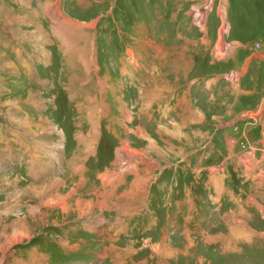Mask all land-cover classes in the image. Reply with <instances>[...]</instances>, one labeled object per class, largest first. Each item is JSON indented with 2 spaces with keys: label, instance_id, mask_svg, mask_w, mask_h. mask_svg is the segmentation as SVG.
Listing matches in <instances>:
<instances>
[{
  "label": "rangeland",
  "instance_id": "rangeland-1",
  "mask_svg": "<svg viewBox=\"0 0 264 264\" xmlns=\"http://www.w3.org/2000/svg\"><path fill=\"white\" fill-rule=\"evenodd\" d=\"M152 1L154 3V0H151V3ZM176 1L180 2L181 15L183 18L185 16V19L176 24L181 34L177 43L176 33L168 29V25L162 29L170 41L166 47L164 46L167 42L161 40L163 39L161 27L168 24L169 16H163L164 19L155 18L153 14L155 5L148 3L147 0H82L83 7L76 4L74 6L73 0H70L67 3L70 10L61 8V12L56 7L48 8L47 15H51L49 10H52V14L56 10L64 20L61 22L63 26L55 22L54 28L57 29L59 26L62 28L61 32H66L67 38L70 36L77 40L78 48L71 47L69 51L72 62L79 67L81 59L87 62L90 60L92 67L86 65L89 66V70L93 68L94 71L92 73L88 71L91 75L83 82L82 88L87 83L86 88L95 93L99 91L100 79H105L111 71L117 69L114 58L119 51L107 57L105 49L101 47L102 41L114 42L115 31L110 33L111 20L116 19L114 29L120 26L124 32L132 30V24L136 20L142 25L147 20L144 26L138 27L141 30L134 37L137 39L139 49L143 55L155 57L153 65L155 68L158 67L155 73L163 63L170 65L168 75L158 74L156 77L158 83H152V89L149 88L147 91L157 98L155 102L166 100L165 95L175 97L178 93L176 99L171 101L172 104L178 103L179 108L175 110L176 112L168 113V110L163 111L168 103H159L154 104L151 111L149 109L151 103L145 100L141 102L136 95V99L132 100V106L137 107L135 112L140 120L133 124L132 128L137 135L124 131L116 121L118 117L116 114L113 119L107 118L102 122L104 130L101 138L99 136L96 141L95 136L98 133L92 128L95 124L94 113L91 112L89 120L86 121L77 110L76 101L72 102L70 109L66 103L69 97H59L57 112L50 117L61 124L66 132L65 158L71 159L74 152L75 155L81 154L75 163L82 168L74 169L82 179L80 182H74L76 184L73 188L76 191H73L72 186L68 184L63 186L61 181H55L56 179L49 176L37 178L35 170L38 165H33L29 156H26V159L18 158L20 163L24 162L22 172L37 178L33 187L28 188L25 184L29 178L23 177V180H20L13 170L0 175V187L7 184L12 191L17 186L21 189L17 195L22 205L23 217L15 219L8 224L9 226L6 224L0 228V264L11 262L16 264L15 259L11 262L9 259L22 246L40 248L42 252L47 253L46 256L43 253L40 257L41 261L49 264H68L72 260L64 258H68L67 255H70L68 253L79 248V243L83 242L79 256L85 257L89 251L86 244L96 243L97 234L87 235L83 232L75 234L72 236V242L70 240L66 242L69 243L65 245L66 254L61 251V247L57 249L56 242L47 236L59 240V236H65L66 233L71 239L70 230L76 228L78 225L76 223H80L81 219L82 224L83 219L91 220L90 226L95 228L100 216H106L110 220L115 218L114 222H119L115 223L117 225H120L121 221L129 222L131 241L127 243L125 236L121 235L123 238L116 242V246L121 249L125 248L126 244L134 247L136 241L137 247L143 246L146 239L152 241L154 251L148 248L139 254L143 260L149 259L150 255L154 256L152 259H158L154 255L156 253L160 259L164 258L162 264L163 262L167 264V261L172 264H264V209L260 207H264V172L259 175H256L257 171L253 175L247 173L257 165L256 156L264 155V58L251 61L254 54L257 56L264 54V0ZM22 7V0H0V27L20 33L22 39L30 40L33 37V43L42 44L41 53H46L49 45L47 53L52 54L54 37L62 35L58 30H51L53 27L48 26L49 23H44L40 7L29 11L21 9ZM12 8L23 10L25 13L19 15ZM18 15L20 19L17 21L15 17ZM228 24L231 26V34L226 35L224 30ZM34 26L37 28L32 29ZM104 26L108 27V33L104 34L105 38L101 40L98 31L102 32L101 28ZM220 26L222 27L218 34L212 33V39H209L210 28L213 27L212 30L217 33V29L214 28ZM1 34L0 29V44ZM115 34L121 37L125 35L122 32ZM45 36L50 41L49 44ZM115 42L118 43L117 40ZM151 45L154 50H151ZM165 51L166 54H172L171 59L167 57L162 59ZM4 54L6 53L0 47V70L3 68V61L8 59L6 55V59L2 60L1 56ZM65 55V52H60L54 58L56 59L54 75L57 78H61L59 64L64 63ZM226 56L228 60L224 59ZM97 59L107 72L103 69L95 71V66L98 67ZM218 59L223 61L219 62ZM103 62H106V66ZM112 62L114 66L111 65ZM46 70V67L40 69L44 78L47 77L44 74ZM214 76H222V80H226L221 81V88L224 86L222 90L229 89L227 95L216 98L211 103H205L195 97L190 101L194 85L206 86ZM0 78H3L1 73ZM67 92L73 95L70 91ZM2 93L0 89V105L5 104L7 100H15L12 97H5L11 94ZM184 94L186 98L182 101ZM19 98L24 99L21 95ZM92 99H88L89 102L86 99L82 100L81 105L79 103L80 107L83 109L88 107L90 111L96 110V107H93L96 103H91ZM27 110L30 111V108L27 107ZM142 111L144 113L140 115ZM260 111H263V114H260ZM149 112L154 116L152 117L154 122L147 120ZM48 120L46 117L40 119L36 117L32 123L39 127ZM88 122L89 128H92L88 136L94 141L89 140L88 146L81 148L74 134L79 130L87 131ZM110 123L117 130V134L107 131ZM54 126L53 131L58 133L57 125ZM41 131L44 132V129ZM88 136L81 134L79 138L84 140ZM99 140L101 142L98 146ZM90 155L93 157L89 161L86 160L88 163L84 165L81 157L87 158ZM230 156L236 157L229 161ZM5 166L0 161V168ZM179 166L183 168L185 166L189 173L184 175L182 168H177ZM233 166L236 167L235 170ZM210 173L214 179L212 183L209 179ZM241 181L244 185L241 190L231 187V184L239 186ZM218 183L224 187L219 190L225 194L218 192L216 188ZM202 187L206 190L201 189ZM208 187L211 189V199L207 198L205 201L203 198L207 197ZM250 187H262V193H255L249 189ZM183 190L187 191L185 194L189 195L188 198L196 206H199L201 200L202 206L199 207L202 211L199 212V217L216 219L217 213L224 207L227 209V215H232L233 225L223 229L217 227L215 223L199 220L198 228L204 231L200 237L194 232L190 233V237L183 236L182 233H185L186 229L183 217L189 214L188 210L181 214L176 226H169L167 211L174 206L171 212H175L177 207L174 202L182 201L186 196ZM103 191L102 196H106L107 204H115L117 208L100 213L102 209L101 203L98 204L97 195ZM4 205L5 201L0 200V210ZM155 222L157 224H154ZM229 230H233L234 233H250L259 239L247 245L245 235L241 234L243 238L240 240L233 234L231 237L226 236L229 235L227 232ZM165 235L168 238H163ZM19 237L23 240L12 244ZM195 239L199 243H196L199 250L193 241ZM104 246L98 250L103 251ZM106 246L108 247V244ZM224 247H227V252L223 251ZM214 249L225 256H214ZM46 257H50V260H43ZM35 262L37 263V260ZM19 263L28 264V261L22 260ZM152 264H157V260Z\"/></svg>",
  "mask_w": 264,
  "mask_h": 264
},
{
  "label": "crops",
  "instance_id": "crops-1",
  "mask_svg": "<svg viewBox=\"0 0 264 264\" xmlns=\"http://www.w3.org/2000/svg\"><path fill=\"white\" fill-rule=\"evenodd\" d=\"M147 1L148 3H151V0H147ZM22 2L24 8L22 7L21 9L23 10L27 9L29 11L31 9H37L36 7H40L41 16L45 19L44 23L45 24L49 23L48 26L53 27L51 30L53 31L58 30L59 34H61L62 37L61 36L58 37V35L54 37V41L52 44L53 46V50H52L53 55H52L50 53H47V51L50 49L49 45H47L48 47L46 48L47 50L46 53H41L42 50L40 49V47H42V44L33 43L34 40L33 37L30 40L22 39L20 33L11 31L8 28L0 27L2 33L0 47L6 53L4 54V56L2 55L1 58L2 60H5L6 55L8 57L7 61H3L2 63L3 68L1 67L0 70V73L2 74L3 77L0 78V89L3 92L2 94L4 95L11 94L10 96H5L6 98L12 97L15 99L10 101L7 100L5 104L0 105V121H1L0 122V161L1 164L6 165L5 167L0 168V175L8 174L10 170H13V173H15L16 177H18L20 180H23V177H26V179L29 178V180L27 179V181H25V184H27L28 188H31V186L33 187L38 177H42L43 175H46L47 177L49 176L51 179H56L55 181L57 180L61 181L63 183V186L65 184L72 186V190L76 191V189L73 188L74 185L76 184L74 182L75 181L80 182L82 178L80 174H76L75 169L80 170L82 167L79 168L77 163H75V160L77 159L76 161H78L80 159L81 154L75 155L76 152H74V155L71 159L65 158L66 153L64 147L66 143L65 141L66 132L62 128L61 124L55 122V120L52 117H50L55 112H57L56 110L58 109L59 97L61 98L69 97V101L66 100V103L67 106L70 107V109L72 107V102L76 101L77 110L79 111V113L81 112L80 114L85 117L86 121L89 120V115L91 116V112L94 113L93 119L95 124L93 125L92 128L96 130L98 133V135L95 136L97 141L99 136L101 138V135L104 130L102 122L106 121L107 118L111 119L112 117L113 119V116L116 114H118L116 121H118V124L121 127H123L124 131H127V133L129 134L137 135V133L134 132L132 128L133 124H135L137 121L140 120L138 114L135 112V109L137 107L134 108V106H132L133 105L132 100L136 99L135 97L136 95H138L137 98L141 102L142 100H145L151 103L149 107L151 111L153 110L154 104L158 105L159 103H168V106H166L165 109H163V111L165 112V110H168V113H173L176 112L175 110H177L179 107H178V103L172 104L171 100L176 99L178 93L177 96L175 97L165 95L166 97L164 96V98H166V100L155 102L157 98L155 97L156 98L155 99L154 95L150 94L147 91V89L149 88L152 89L153 87L152 83L155 84L158 83L156 81V77L158 74L162 73V75H168L169 73L168 66H170L167 63L166 64L163 63L161 67L156 70L155 73V69L158 68V67L155 68V66L153 65L154 64L153 60L155 57H151L148 54L143 55L142 51L139 49L138 43L136 41L137 39L134 37L136 34H138L137 32L141 30L138 29V27L144 26L147 23V20L145 21L144 25L137 22L136 20L132 24L133 26L132 30L130 29L129 31L126 32L122 31L120 26H118L117 29H114L113 25L116 19L111 20L112 30H110V33L115 31V33L122 32L125 35L121 37L114 33L113 34L115 36L113 40L114 42L107 43L105 41L106 42L105 43L104 41H102L101 47L103 46V49H105V55L107 57L113 56L114 54H116L117 51H119L118 52L119 54L114 58L117 69L114 70V72L111 71V74H108L105 79H100L99 91L98 93H95L89 91L86 88L87 83L85 84V87L82 88L83 82L88 77H90L91 73L94 71L93 68L91 70L88 69L90 66V60L89 62H87V60L81 59L79 61V67L77 66V64L75 65L72 62V60L70 59L71 54L69 53V51L71 50V47L78 48L77 40H74L75 38L74 39L67 38L68 35L66 34L65 31L61 32L62 28H60L59 26L57 29L54 28L55 22L59 24V22L61 23L62 21L56 18L52 19L51 15H47L48 8L50 7H56L61 12L62 9L64 10V8L70 10V6H68L67 4L68 2H70V0H22ZM179 3L180 2H177L176 0L175 1L154 0V3L153 1L151 3L155 5V11H153L155 18L161 17L162 19H164L163 16H169L168 24H165L164 26L161 27L162 36H163L161 37L163 38L161 40L162 41L165 40L167 42V44H165L164 47H166L170 43L168 37L165 36V33L162 30L165 26L168 25V29H171L176 33V43L179 41L178 38L181 37V34L179 32L180 28L176 24H178L179 21L182 22L185 19V16L183 18V16L181 15ZM75 4L78 5L79 7H83L84 5L82 0H73V5L75 6ZM12 9L14 12L15 11L18 12L19 15L20 13H25V11L23 10H17L15 8ZM33 12L35 13V11ZM38 14H39V10H38ZM19 15L15 17L17 21L20 19ZM46 20H49L50 22H47ZM35 27L37 28V26H34L32 29H34ZM221 27L222 26H220L219 28H214L217 29V33L214 32L212 30L213 27H211L210 30L208 31L209 39L210 38L212 39V33L218 34L219 29H221ZM107 28H108L107 26H104L103 28H101L102 32L98 31L99 35L101 34V40H104L105 38L104 34L108 33ZM146 31H148V29H146ZM151 31L153 32L152 28ZM224 31L226 35L231 34L230 24H228V27H226ZM76 36L78 37L79 33ZM125 36H127L128 39ZM46 40H47V44H49L50 41H48L47 37ZM115 40H117L118 43H116ZM79 44L81 43L79 42ZM152 44H154L153 41ZM98 47H100L99 44ZM43 48L45 49V46ZM81 49H82V45H81ZM151 50H154V47L152 45H151ZM60 52H65L66 55L63 57V59L65 60L64 63L59 64V67L61 69L60 72L62 73L61 78H57L54 75V69L56 67V59L54 58ZM166 52L167 51L164 52L162 59H164L165 57L171 59L172 54H166ZM200 57L202 58V56ZM262 58H264V54L262 56L261 55L257 56V54H254L253 57L251 58V61H255L256 59H262ZM224 59L228 60V56H226ZM9 60L11 62H9ZM218 60L219 62H221V60L223 61V59L221 60L218 59ZM97 62H98V67L95 66L96 69L95 71L103 69L101 67V63L99 59H97ZM86 64H89V66H87ZM103 64L106 66V62H103ZM111 65L114 66V62H112ZM41 67L47 68V70L44 73L47 76L46 78H44L40 73L42 72L40 71ZM84 69L87 72V74H85ZM103 70L107 72L106 68ZM215 70L218 71L217 68H215ZM88 71H90L91 73L88 74L89 73ZM106 72L104 73L106 74ZM214 77L211 78L210 83L209 84L207 83L206 86L194 85L193 96L192 97L190 96V101L191 98L195 97L197 100L205 101V103H211L216 98L225 97L229 89L227 88L225 90H222L224 86L221 88V81H226V80H222V76L221 77L214 76ZM67 91H70L71 93H73V95L71 94L69 95ZM177 91H179V89ZM14 93H19V94H14ZM196 93H199V95H197ZM20 95L21 97H24V99L20 100L21 99L19 98ZM249 95L251 94L249 93ZM90 98H93L92 99L93 101L91 103L93 102L96 103V105L93 106L96 107V110L94 111H90L88 107H84V109L80 107L82 100L86 99L87 102H89L88 99ZM185 98H186V94H184V96L182 97V101H184ZM27 107L28 109L30 108V111L27 110ZM133 108L134 111L132 110ZM143 113L144 112L142 111L140 115H143ZM149 113L150 116L147 118V120L149 122H152L153 121L152 117L154 116H152L151 112ZM260 114H263V111H260ZM121 116H123L124 119H122ZM36 117L39 119L40 117H46L49 120L48 122H44L42 126L40 125L39 127H37L36 125H34V123H32V120L35 119ZM54 125H57L59 130L58 133L53 131L55 128ZM92 128H89V122H88L87 131L82 132L79 130L74 134L75 139H77L80 146H82L81 148H83V146L86 148V146H88L87 143L90 142L89 140H93L88 136L89 131ZM42 129H44V132L41 131ZM107 131L117 134V130L113 128L112 123L109 124ZM81 134H84V136H88V137L82 140L79 138ZM100 142L101 140H99L97 144L98 146ZM26 156L30 157L29 160L32 161L33 165L35 164L38 165V168L35 170V174L37 178L22 172L24 168V162L20 163L18 157L26 159ZM92 157H93L92 155L88 156L87 158L85 156H82L81 162L85 165ZM230 157L231 159L229 161L234 160L236 156H230ZM256 158L258 160L257 165L253 166L250 169L251 171H247L249 175H253L255 171H257L256 175H259L261 172H264V155L256 156ZM84 165L83 168L86 169ZM180 167L181 166L177 168ZM181 168H182V173L184 175H187V173H189L188 170L185 168V166L184 168L183 166ZM235 168L236 167H234L233 170H235ZM245 171H246V166H245ZM209 179H210V183H212V180H214L212 173H210ZM111 180H113V178ZM238 185L239 186H234L231 184V187H233L236 190H241L244 186L243 181H241V183H239ZM216 188L219 190V188L222 189L224 187L218 183L216 185ZM261 188L262 187H256V188L250 187L249 189L253 190L255 193L261 194L262 193ZM201 189L206 190L205 187H202ZM221 189L218 192H220L221 194H225L222 192ZM19 190L21 189L17 186V188L16 187L13 188L12 191V189L9 188V185L7 184L0 187V200L5 201L4 208L0 210V228L4 227L6 224L10 225L17 218L20 219L23 218L21 217L22 205H20L21 203H20L19 195H17L19 194ZM186 192H184L183 190L184 195H186L185 194ZM103 193L104 191L97 195L98 197L97 199L99 200L98 204L100 205L101 203L100 207L103 211V212L101 211L100 213L108 212L107 210H109L110 208L112 210L117 208L115 204L114 205L107 204L108 200L105 195L102 196ZM188 197L189 195H186L182 201L179 200L174 202L175 203L174 205L177 207L175 212L173 213L171 212L172 210H174V206L171 210L167 209L169 226H176L180 220L181 214L185 210H188L189 214L183 217V224L186 227L185 233H182L183 236L187 235V237H190V233L194 232L198 234L200 237V235L204 231L198 228L199 220L207 223L209 222L215 223L217 227H221L223 229L228 228L229 226L231 227L233 225L231 224L232 215H230L229 213H228L229 215H227L226 213L227 209L226 208L224 209V207H222L219 213H217L216 219L215 218L203 219L199 217V212L202 211V208L199 207L202 206L201 200L199 206H196L195 204H193L192 200H190ZM207 198L211 199L210 187L207 188V197L203 198V200L206 201ZM101 199L102 201L100 202ZM146 199L147 198H145V200ZM12 200H16V201H12ZM260 207L264 209V207L262 206ZM114 219L115 218H111L110 220V218H107L106 216H100L96 222V227L94 226L95 228L90 226L91 220L87 219L88 221L86 220L84 221L83 219V224H82V219H81L80 223H76V225L78 224L77 227L72 228L70 230L69 234L71 239L67 237L68 235L66 233L65 236H59V240L54 239L52 236H47V235L45 236L55 241L56 248L60 249L61 247V251L64 254H66L67 251L65 245L69 244L66 242H69V240L72 242L73 241L72 236L74 237L75 234H78L79 232H83L87 235H93V234L98 235L96 243L86 244L88 245L89 251L88 253H86L85 257L79 256L81 252L80 248H82L81 244H84L83 242L81 243L79 241L80 242L78 245L79 248L72 249V252L69 251L70 253H68L70 255H67L68 258L67 257L64 258V260L67 259L72 260L69 261L68 264H72V263L103 264V262H108L109 264H152L154 260H157V264H162L164 258L160 259V256L157 255L156 253L154 255H156V258L158 259H152L154 258V256L150 255L149 259L143 260L141 258L142 256H139V254L145 249L151 248V250H153L152 247L153 243L150 240L147 239L144 240V245L141 247H137V243H138L137 241L134 244V247L129 246L128 244H126V247L123 249L117 247L116 242L120 241L123 238V237L121 238V235L125 236V241L127 243L131 241L130 226H129L130 224L127 221L124 222L121 221V224L117 225L119 224V222L118 221L114 222ZM155 224H157V222ZM55 227L57 228V226ZM191 228H194V230ZM227 232L229 235L226 236L231 237L232 234L236 235L237 240L242 239L243 238L242 235H245L246 236L245 238L247 240L246 241L247 245L251 241H255L259 239V237L250 235V233H246V232L234 233L233 230H229ZM163 238H168V237L167 235H165ZM193 241H195V246H197L196 248L199 250V245L196 244L198 243L197 239ZM218 243L219 242H216V244ZM107 244L108 247L106 246ZM103 246H104L103 251L98 250V248ZM26 249L28 251H26ZM223 251L227 252V247H224ZM213 252H214L213 253L214 256L217 257L225 256L217 253L215 249ZM43 253L45 256L47 255V253L42 252L40 248H30L29 246L28 247L22 246L21 249L17 250V252H15V254L12 257H10L9 261L11 262L13 259H15L14 261L16 262V264H20L19 261L22 262V260L24 262L28 261V264H49L48 262L41 261L40 257L43 256ZM69 256L72 257L69 258ZM35 260H37V263L35 262ZM43 260L49 261L50 257L43 258ZM81 260H85V261H81ZM164 263L165 262H163V264ZM11 264L14 263L11 262ZM167 264H172V263L167 261Z\"/></svg>",
  "mask_w": 264,
  "mask_h": 264
},
{
  "label": "bare ground",
  "instance_id": "bare-ground-1",
  "mask_svg": "<svg viewBox=\"0 0 264 264\" xmlns=\"http://www.w3.org/2000/svg\"><path fill=\"white\" fill-rule=\"evenodd\" d=\"M51 8V7H50ZM51 12V17L52 18H56V19H59L60 21H62V23L64 22V20H62L61 16L57 13V11L55 10L54 13L52 14V10H49ZM48 14V13H47ZM60 23V22H59ZM61 23V25L63 26V24ZM56 24V23H55ZM60 25V26H61ZM58 28V27H57ZM70 38V36L68 37ZM35 92V91H34ZM60 158V157H59ZM23 239L22 237H19L17 240H15L14 242H12V244H15L16 242H21ZM231 247V246H230Z\"/></svg>",
  "mask_w": 264,
  "mask_h": 264
}]
</instances>
